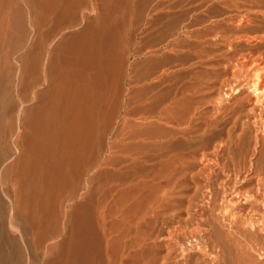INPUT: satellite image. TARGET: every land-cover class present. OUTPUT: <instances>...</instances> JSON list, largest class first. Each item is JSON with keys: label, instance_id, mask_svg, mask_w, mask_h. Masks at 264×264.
Segmentation results:
<instances>
[{"label": "bare ground", "instance_id": "bare-ground-1", "mask_svg": "<svg viewBox=\"0 0 264 264\" xmlns=\"http://www.w3.org/2000/svg\"><path fill=\"white\" fill-rule=\"evenodd\" d=\"M254 2L246 13L264 16V4L254 8ZM134 5V0H0V264L149 259L153 231L146 229L147 207L139 202L136 213H103L99 207L102 182L113 178L104 169L103 152L122 104ZM247 18L238 23V36L264 45V21ZM256 47L234 60L231 76L236 82L243 75L251 86L254 139L264 144V47ZM256 180L260 191L253 195L264 196V172ZM135 187L141 191L145 185ZM227 200L222 213L229 218L234 213Z\"/></svg>", "mask_w": 264, "mask_h": 264}, {"label": "rangeland", "instance_id": "rangeland-1", "mask_svg": "<svg viewBox=\"0 0 264 264\" xmlns=\"http://www.w3.org/2000/svg\"><path fill=\"white\" fill-rule=\"evenodd\" d=\"M253 1L254 8L264 4L134 0L122 104L103 152L113 178L102 182L99 207L103 213H136L139 202L147 207L140 211H150L146 229L155 235L145 261L152 257V264H264V196L253 195L260 191L264 144L254 139L251 86L243 75L236 82L231 76L241 52L264 47L238 36L247 17L264 21L260 12L246 13ZM226 200L234 215L225 219Z\"/></svg>", "mask_w": 264, "mask_h": 264}]
</instances>
